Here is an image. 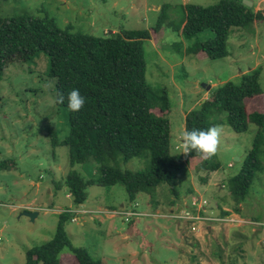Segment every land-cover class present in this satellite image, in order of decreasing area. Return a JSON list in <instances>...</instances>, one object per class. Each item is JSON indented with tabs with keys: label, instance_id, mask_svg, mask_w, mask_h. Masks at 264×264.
I'll return each instance as SVG.
<instances>
[{
	"label": "rangeland",
	"instance_id": "374dc122",
	"mask_svg": "<svg viewBox=\"0 0 264 264\" xmlns=\"http://www.w3.org/2000/svg\"><path fill=\"white\" fill-rule=\"evenodd\" d=\"M217 1L0 0V15L41 8L55 16L62 28L72 24L74 30L97 36L149 29L151 39L144 41L146 77L154 91L167 90L172 103L167 117L177 145L182 143L187 112L209 95V84L212 88L220 82L240 81L243 73L260 68L263 93L247 100V111H264V19L255 20L251 28L233 29L227 57L210 59L187 53L190 43L213 38L214 33L206 30L185 39L181 33L186 18L183 5L207 6ZM248 1L250 8L264 13V0ZM48 67L49 56L42 52L32 61L10 64L2 80L0 162H12L0 169V264H24L28 249L54 236L59 213L67 208L75 213L65 226L72 245L86 247L103 264H264V170L255 179L251 194L239 204L240 211L235 210L226 185L228 177L241 169L256 134L255 125L241 133L218 125L221 168L202 170L195 165L180 170L176 179L179 200L166 183L156 187L154 196L140 193L137 204L129 200L121 184H94L87 188L86 201L75 205L65 185L69 149L59 145L54 150L51 143V133L63 140L69 125L65 108L56 104V79L49 76ZM148 164L147 157H133L121 167L135 171ZM75 169L87 179L98 176L93 163ZM188 188L194 191L187 193ZM192 195L209 201V214L229 210L235 217L231 222L201 224L185 234V223L177 215L188 208ZM171 199L176 205L171 206ZM130 209L139 213L127 219L124 211ZM24 210L39 213L32 220L21 214ZM61 258L63 264H77L69 251Z\"/></svg>",
	"mask_w": 264,
	"mask_h": 264
},
{
	"label": "trees",
	"instance_id": "16d2710c",
	"mask_svg": "<svg viewBox=\"0 0 264 264\" xmlns=\"http://www.w3.org/2000/svg\"><path fill=\"white\" fill-rule=\"evenodd\" d=\"M183 8L186 18L181 33L185 39L206 30L214 33L213 38L190 43L187 53L207 55L210 59L229 55L228 40L233 29L251 28L255 20L264 19L262 10L256 11L242 0H218L207 6L188 2ZM162 23L161 17L155 30L159 31ZM151 36L149 29H122L97 36L82 29L74 30L72 24L62 28L55 16L41 8L37 12L26 8L0 15V100L6 68L14 62L32 61L42 52L49 56L48 73L56 79V93L60 91L66 96L76 88L85 97V105L77 112L68 110L67 100L62 104L56 102L67 112L69 134L60 140L56 132L51 133L54 150L59 145L69 149L65 185L75 205L86 201L87 188L94 184H121L129 200L137 204L140 193L150 192L154 196L156 187L166 183L179 200L176 179L180 170L196 165L198 169L216 171L222 166L217 150L210 156L197 151L185 155L181 153L183 144L173 143L167 117L172 109L170 97L166 89L154 91L146 77L144 41ZM260 74L261 69L254 68L243 73L240 81L216 84L207 98L185 117V131L227 125L241 133L248 131L250 124L256 126L241 169L227 179L236 211H240L239 204L251 194L255 179L264 170V111H247V100L263 93ZM133 157H147L148 168L123 169L121 163ZM9 161L12 162L1 161L0 169L9 167ZM90 163L97 168V178L87 179L75 169L76 165L87 168ZM193 191L187 189V193ZM175 202L171 199V206ZM230 213L222 210L220 214L210 215L223 217ZM74 214L69 208L60 212L54 236L28 249L24 264H63L61 255L65 251L75 256L77 264H103L86 247L72 245L65 226ZM181 220L186 226L185 234L192 225L207 222Z\"/></svg>",
	"mask_w": 264,
	"mask_h": 264
},
{
	"label": "clouds",
	"instance_id": "9594fccd",
	"mask_svg": "<svg viewBox=\"0 0 264 264\" xmlns=\"http://www.w3.org/2000/svg\"><path fill=\"white\" fill-rule=\"evenodd\" d=\"M65 100H67L68 110L72 112L82 109L86 102L85 97L76 88L67 92L66 96L64 93L57 91L56 102L62 104ZM219 135L220 129L215 125L207 129L186 130L181 134L183 144L181 153L187 155L192 151H197L210 156L217 150Z\"/></svg>",
	"mask_w": 264,
	"mask_h": 264
},
{
	"label": "built area",
	"instance_id": "2783aa9c",
	"mask_svg": "<svg viewBox=\"0 0 264 264\" xmlns=\"http://www.w3.org/2000/svg\"><path fill=\"white\" fill-rule=\"evenodd\" d=\"M209 205V201L200 195H194L193 198L191 199V203L189 204L187 209H184V213L183 214H178L177 216L179 218H186L189 220H195V221H207L211 222V221H223V222H231L233 214H227L223 217H219V216H213L207 213V206ZM191 208H193V210H191ZM181 210H179L178 212H180ZM138 211H136L135 209H130L127 211H124V214L126 215V218L129 219L131 217H135L138 215ZM204 224V223H201ZM192 231H195L198 229V225L194 224L191 226Z\"/></svg>",
	"mask_w": 264,
	"mask_h": 264
},
{
	"label": "water",
	"instance_id": "95a60500",
	"mask_svg": "<svg viewBox=\"0 0 264 264\" xmlns=\"http://www.w3.org/2000/svg\"><path fill=\"white\" fill-rule=\"evenodd\" d=\"M244 4H246L247 6H250L252 3L248 0H245L244 1ZM203 86H206V84H204ZM207 90H210L211 89V84L207 85L206 86ZM239 159V157H237ZM38 211H29V210H24L22 211L21 214H25V215H28L32 220L35 219V217L38 215Z\"/></svg>",
	"mask_w": 264,
	"mask_h": 264
},
{
	"label": "crops",
	"instance_id": "0c3cea01",
	"mask_svg": "<svg viewBox=\"0 0 264 264\" xmlns=\"http://www.w3.org/2000/svg\"><path fill=\"white\" fill-rule=\"evenodd\" d=\"M207 98V97H206ZM205 98H202V100H204Z\"/></svg>",
	"mask_w": 264,
	"mask_h": 264
}]
</instances>
